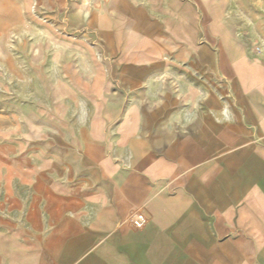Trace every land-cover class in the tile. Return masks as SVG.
I'll return each instance as SVG.
<instances>
[{
    "label": "crops",
    "instance_id": "1",
    "mask_svg": "<svg viewBox=\"0 0 264 264\" xmlns=\"http://www.w3.org/2000/svg\"><path fill=\"white\" fill-rule=\"evenodd\" d=\"M225 6L88 5L59 96L80 132L0 210V264H264V50Z\"/></svg>",
    "mask_w": 264,
    "mask_h": 264
},
{
    "label": "rangeland",
    "instance_id": "2",
    "mask_svg": "<svg viewBox=\"0 0 264 264\" xmlns=\"http://www.w3.org/2000/svg\"><path fill=\"white\" fill-rule=\"evenodd\" d=\"M106 1L0 0V210L28 208L40 196L35 178L53 172L40 170L38 163H54L59 147H70L79 134L75 123L62 119L66 106L59 105V96L71 94L63 89L62 71L65 63L80 60L88 5ZM221 1L227 5L224 17L250 32L264 50V0ZM8 146L15 156L7 154Z\"/></svg>",
    "mask_w": 264,
    "mask_h": 264
},
{
    "label": "built area",
    "instance_id": "3",
    "mask_svg": "<svg viewBox=\"0 0 264 264\" xmlns=\"http://www.w3.org/2000/svg\"><path fill=\"white\" fill-rule=\"evenodd\" d=\"M126 223L135 231H142L152 227V221L142 207H136L126 219Z\"/></svg>",
    "mask_w": 264,
    "mask_h": 264
}]
</instances>
